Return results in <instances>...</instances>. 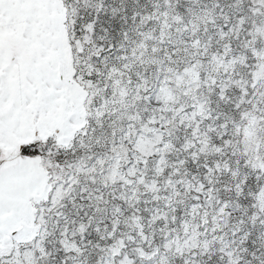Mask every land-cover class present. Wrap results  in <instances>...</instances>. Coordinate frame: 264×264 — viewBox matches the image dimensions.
Returning a JSON list of instances; mask_svg holds the SVG:
<instances>
[{"label": "snow or ice", "instance_id": "6c2138e0", "mask_svg": "<svg viewBox=\"0 0 264 264\" xmlns=\"http://www.w3.org/2000/svg\"><path fill=\"white\" fill-rule=\"evenodd\" d=\"M0 264H264V0H0Z\"/></svg>", "mask_w": 264, "mask_h": 264}]
</instances>
